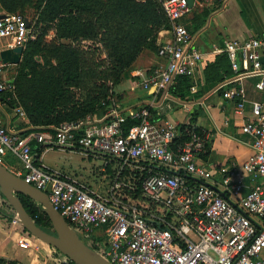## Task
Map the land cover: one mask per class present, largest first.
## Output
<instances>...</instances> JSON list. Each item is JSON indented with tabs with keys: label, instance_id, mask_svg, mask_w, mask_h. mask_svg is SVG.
Segmentation results:
<instances>
[{
	"label": "built area",
	"instance_id": "built-area-1",
	"mask_svg": "<svg viewBox=\"0 0 264 264\" xmlns=\"http://www.w3.org/2000/svg\"><path fill=\"white\" fill-rule=\"evenodd\" d=\"M159 1L171 40L159 46L157 56L165 65L142 83L146 90H167L176 78L191 77L202 62L181 23L191 11L186 0ZM38 34L23 16L0 15V44L24 49ZM222 52L234 78L222 98L232 102L235 114L244 119L241 132L250 137L252 149L239 170L223 181L225 191L236 200L222 195L214 184V169L201 162L207 153L202 134L185 129V141L179 142L176 126L153 121L146 110L131 113L129 118L138 123L128 128L126 117L110 111L103 121L62 123L53 132L25 137L9 131L0 115V165L8 155L16 158L21 168L13 174L44 192L67 225L109 264H264V117L246 115L242 82L243 77L259 74L254 88L264 96V37L229 41ZM8 68L0 64V95L6 104L17 101L15 77ZM14 111L25 118L21 108ZM32 140L42 148L107 157L118 166L117 173L100 196L43 170ZM135 176L141 181L136 182ZM245 179L253 185L247 187ZM244 189L248 192L241 197ZM0 264L9 263L0 257Z\"/></svg>",
	"mask_w": 264,
	"mask_h": 264
},
{
	"label": "trees",
	"instance_id": "trees-1",
	"mask_svg": "<svg viewBox=\"0 0 264 264\" xmlns=\"http://www.w3.org/2000/svg\"><path fill=\"white\" fill-rule=\"evenodd\" d=\"M0 7L7 14L31 9L36 15L34 27L39 34L23 50L19 75L15 79L17 101L7 103L11 109H22L33 132H53L52 129L62 123H77L103 108H110L112 90L122 75L144 50L157 53L158 33L170 30L159 0L145 3L136 0H0ZM50 31L55 38L47 44L44 39ZM88 42L101 46L105 62H96L92 54L83 49L82 44ZM225 62L230 64L227 55L222 53L205 69L204 82H215L220 69L228 75V70L221 65ZM174 82L170 95L188 101L191 79L178 77ZM2 102L6 103L3 98ZM195 118L192 115L190 125L180 128L179 142L185 141L184 130L192 128ZM137 123L127 119L126 128ZM30 145L38 161L41 148L33 140ZM19 197L36 227L54 235L42 208L27 197ZM11 212L15 214L14 210Z\"/></svg>",
	"mask_w": 264,
	"mask_h": 264
},
{
	"label": "crops",
	"instance_id": "crops-1",
	"mask_svg": "<svg viewBox=\"0 0 264 264\" xmlns=\"http://www.w3.org/2000/svg\"><path fill=\"white\" fill-rule=\"evenodd\" d=\"M2 14L5 12L0 7V15ZM181 23L193 38L192 46L202 55V62L193 75L188 77L192 81L189 100L181 101L170 95V88L174 84L167 90H146L142 87V83L150 75L165 65V61L159 58L157 53L144 50L113 88L111 107L103 108L88 118L93 121H103L110 111H116L130 119L131 113L136 114L146 110L153 121L167 122L180 130L182 126L190 125L191 117L195 115V124H192V128L200 131L207 146V156L205 158L202 156L201 162L214 169L216 188L222 191L226 199L234 201L236 197L225 191L223 181L231 172L239 170L250 157L251 139L241 132L244 119L235 114L234 104L222 98L223 91L234 79L231 70L229 71L230 64L226 62L221 64L222 68L228 70V75L220 69L216 73L218 79L212 83L204 82V72L222 55V49L227 42L264 37V0H195L190 13ZM49 33L55 38L53 31ZM170 40L171 27L168 31L158 33L156 45L159 47ZM8 45V42L0 44V52L10 49ZM259 76L252 74L242 78L247 98L246 115L252 118L264 117V96L254 88ZM2 98L0 95V115L4 126L18 134L31 132L33 127L28 124L26 116L25 118L19 116L14 110L7 108ZM131 120L137 122L135 119ZM39 148L41 153L38 155L37 164L43 170L58 173L68 180L82 184L71 176L46 165L43 160L51 148L41 146ZM104 159L105 164L101 172L110 174L112 168H109L112 162L107 157ZM6 162L12 167L8 168ZM3 166L11 173L21 168L18 160L11 155L6 157ZM244 184L247 187L253 185L249 179H245ZM247 192L248 189H244L241 197ZM2 228L3 221L0 220V257L9 264L15 262L26 264L18 249L17 234L13 233L12 229L4 228V231Z\"/></svg>",
	"mask_w": 264,
	"mask_h": 264
},
{
	"label": "rangeland",
	"instance_id": "rangeland-1",
	"mask_svg": "<svg viewBox=\"0 0 264 264\" xmlns=\"http://www.w3.org/2000/svg\"><path fill=\"white\" fill-rule=\"evenodd\" d=\"M23 16L27 19L31 25H35L36 15L33 10L27 9L24 13H15ZM47 44L54 41V36L52 33H48L47 37L44 39ZM85 51L90 52L98 63H103L106 61V55L103 52L101 46L94 45L90 42L82 44ZM43 64V60L39 61ZM9 74L13 77L18 78L19 75V65L10 66L8 68ZM6 107L10 109L9 105ZM11 110V109H10ZM14 110V108H12ZM43 162L52 167L54 170L65 173L68 176L78 180L80 183L84 184L87 188H90L95 193L103 196L106 190L111 185L114 175L117 173L118 166L112 163L110 174L102 173L101 170L104 168L105 159L100 155H89L81 150H69V149H50L43 160ZM8 168H11V164L6 162ZM130 173H126V177L129 179ZM134 177V175H133ZM136 182L141 181V177L135 176ZM11 207L7 201L0 194V220L3 221V230L12 229L13 233L17 234V244L18 249L23 255V260L26 264H70L68 260L54 250L52 247L42 243L38 239L28 236L22 231L21 225L16 218V215L11 212ZM5 224V225H4ZM7 231V230H6ZM9 234H12L9 232ZM79 237L85 244H88L84 240L81 234ZM81 235V236H80ZM19 236V237H18ZM14 264H20L15 262Z\"/></svg>",
	"mask_w": 264,
	"mask_h": 264
},
{
	"label": "water",
	"instance_id": "water-1",
	"mask_svg": "<svg viewBox=\"0 0 264 264\" xmlns=\"http://www.w3.org/2000/svg\"><path fill=\"white\" fill-rule=\"evenodd\" d=\"M188 7L193 8L195 0H186ZM23 48H10L0 52V64L17 66L21 62ZM0 193L7 201L16 218L24 230L32 237L58 251L72 264H109L94 250L89 248L79 237L77 232L70 228L65 220L49 203L48 196L17 178L4 166L0 165ZM24 196L37 203L48 217L54 235L41 231L25 210L20 197Z\"/></svg>",
	"mask_w": 264,
	"mask_h": 264
}]
</instances>
